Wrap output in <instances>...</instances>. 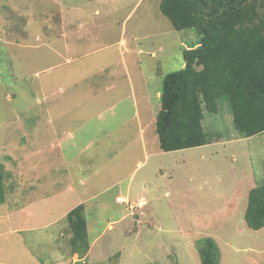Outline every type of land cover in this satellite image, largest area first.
Masks as SVG:
<instances>
[{
  "label": "rangeland",
  "instance_id": "rangeland-1",
  "mask_svg": "<svg viewBox=\"0 0 264 264\" xmlns=\"http://www.w3.org/2000/svg\"><path fill=\"white\" fill-rule=\"evenodd\" d=\"M159 5L0 0V264H201L206 238L219 264H264V227L244 218L264 132L242 135L225 96L204 106L210 143L161 149L164 78L200 38ZM80 204L83 258L67 223Z\"/></svg>",
  "mask_w": 264,
  "mask_h": 264
},
{
  "label": "trees",
  "instance_id": "trees-1",
  "mask_svg": "<svg viewBox=\"0 0 264 264\" xmlns=\"http://www.w3.org/2000/svg\"><path fill=\"white\" fill-rule=\"evenodd\" d=\"M159 8L176 30L193 29L200 38L197 48L185 50V66L164 78L156 117L161 149L210 143L202 125L204 106L215 112L225 96L242 135L264 132V0H160ZM4 180L0 162V206L6 202ZM84 211L80 204L67 214L70 246L80 258L89 249ZM244 218L253 230L264 227V183L249 190ZM198 253L201 264H219L214 239L200 242Z\"/></svg>",
  "mask_w": 264,
  "mask_h": 264
},
{
  "label": "crops",
  "instance_id": "crops-1",
  "mask_svg": "<svg viewBox=\"0 0 264 264\" xmlns=\"http://www.w3.org/2000/svg\"><path fill=\"white\" fill-rule=\"evenodd\" d=\"M254 175H255V177H256V176H258V177H259V175H260V176H262V173H259V174H254ZM246 178H247V177H246ZM85 210H86V207H85ZM87 224H88V223H87ZM111 225H112V224H109V225H108V227H110ZM87 227H88V226H87ZM77 256H79V254H74V256H73V257H77Z\"/></svg>",
  "mask_w": 264,
  "mask_h": 264
}]
</instances>
